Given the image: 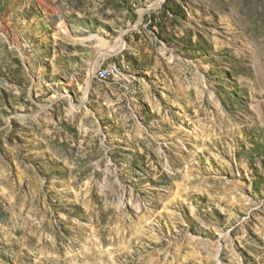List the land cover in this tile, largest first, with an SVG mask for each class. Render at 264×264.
<instances>
[{
    "label": "rangeland",
    "instance_id": "obj_1",
    "mask_svg": "<svg viewBox=\"0 0 264 264\" xmlns=\"http://www.w3.org/2000/svg\"><path fill=\"white\" fill-rule=\"evenodd\" d=\"M0 264H264V0H0Z\"/></svg>",
    "mask_w": 264,
    "mask_h": 264
},
{
    "label": "built area",
    "instance_id": "obj_2",
    "mask_svg": "<svg viewBox=\"0 0 264 264\" xmlns=\"http://www.w3.org/2000/svg\"><path fill=\"white\" fill-rule=\"evenodd\" d=\"M110 75H111V71H110V69H108V68H102V69L99 71V77H100L101 79H107V78L110 77Z\"/></svg>",
    "mask_w": 264,
    "mask_h": 264
}]
</instances>
